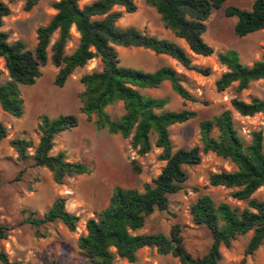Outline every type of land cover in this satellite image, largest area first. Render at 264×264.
<instances>
[{
    "label": "trees",
    "instance_id": "obj_1",
    "mask_svg": "<svg viewBox=\"0 0 264 264\" xmlns=\"http://www.w3.org/2000/svg\"><path fill=\"white\" fill-rule=\"evenodd\" d=\"M226 1L145 0L160 14L164 27L184 40L189 51L197 56L214 53L204 34L208 19L215 10L223 8ZM36 3L37 0H27L24 9L30 11ZM53 7L56 14L46 25L38 27L37 44L30 49L22 40L11 42L9 33L2 29L12 10L0 0V57L5 60L9 74V80L0 83L2 109L18 118L23 115L24 99L20 85L35 84L49 60L59 68L55 84L63 87L77 68L100 58L102 70L92 71L81 78L84 85L80 93L82 111L97 129L131 137V145L139 155L151 152V136L155 134V145L162 149L159 158L166 162L160 174L151 183H146L143 190L116 187L109 204L87 220V232L78 241L86 258L93 264H115L118 258L133 263L140 249L154 246L161 254L178 257L181 264H221V247H229L238 236L251 231L253 234L246 254H253L264 246V199L254 197L256 192L264 189V132L252 131L248 142L237 129L233 115V110L242 116L264 115V97H253L250 101L234 97L231 100L233 110H224L200 122V145L174 150L170 128L197 117V111L169 109V98L147 95L142 90L158 88L169 81L172 89L184 100L196 102L198 99L182 84L183 77L172 66L163 65L154 71L123 66L116 46L143 47L159 55H168L186 69L204 76L210 75V68L194 64L189 51L175 41L134 26L121 27L118 22L123 11L115 8L122 7L127 13H134L137 10L135 0H94L84 6H80L79 0H59L53 3ZM225 15L237 18L235 33L239 37L263 30L264 0H255L249 9L227 5ZM73 27L80 34V40L77 48L68 54L66 47ZM55 34L58 37L52 43ZM219 60L227 70L216 81L218 91L236 84V91L240 94L252 82L264 79V57L246 65L237 51L228 50L219 54ZM119 102L123 103L125 112L113 119L107 107ZM76 126L78 119L72 114L55 118L42 115L38 125L41 135L35 148L32 140L20 137L12 139L10 145L16 150L18 160H31V166L49 169L54 180L63 183L66 177L91 172L85 163L69 161L65 151L52 154L56 135ZM8 134V128L0 121V142ZM210 152L228 159L236 167L235 170L212 173L210 184L232 189L231 197L244 202L245 206L241 208L228 202L217 204L210 194L200 196L191 205L193 221L211 232L213 241L208 252L201 256L189 252L179 225L172 228L170 235L137 233L156 210L168 209L170 195L183 189L188 179L185 167L200 164L202 155ZM131 163L135 172H141L137 159ZM57 221L72 231L80 221L78 215L66 209L64 198L56 199L44 215L30 212L24 220L35 226ZM12 229L0 224V239H6ZM0 263L19 264L11 261L5 251H0Z\"/></svg>",
    "mask_w": 264,
    "mask_h": 264
},
{
    "label": "rangeland",
    "instance_id": "obj_2",
    "mask_svg": "<svg viewBox=\"0 0 264 264\" xmlns=\"http://www.w3.org/2000/svg\"><path fill=\"white\" fill-rule=\"evenodd\" d=\"M6 2L12 14L4 20L3 30L7 31L10 41H24L28 48L37 44V29L46 25L56 14L53 3L59 0H37L36 5L26 11L27 0H1ZM94 0H79L80 6ZM255 0H227L223 8L215 10L207 21L205 41L214 49L210 56L192 54L185 41L177 38L166 29L157 10L149 6L145 0H135L137 10L127 13L118 24L121 27L134 26L149 34L175 41L184 46L192 56L193 63L201 67H209L210 75L204 76L186 69L177 60L168 55H159L143 47L116 46L120 62L123 66L154 71L160 66L170 65L183 77L182 84L198 99L196 102L181 98L165 81L158 88L142 90L154 97L169 98L167 107L172 110L191 109L197 111V117L170 128L174 150L191 148L201 144L200 122L232 109L231 100L239 96L250 101L253 97H264V79L251 83L250 87L238 94L236 84L224 91H218L217 79L227 70L219 60V54L228 50L239 53L241 61L252 65L264 57V29L239 37L235 33L236 17H227L225 7L236 5L251 8ZM55 34L52 43L57 39ZM80 34L76 28L71 29V40L66 52L71 54L78 46ZM51 56V48H49ZM100 58L90 60L84 67L77 68L63 87L55 84L59 68L51 60L42 68V75L33 85H20L24 99V113L15 117L5 112L0 105V121L8 128V136L0 142V224L13 227L6 239H0V251H5L11 261L19 264H93L82 253L78 246L79 238L86 234V222L95 216V212L105 208L118 186L143 190L146 183H151L161 172L166 162L159 158L162 149L155 145L156 135L152 134L153 148L145 155H139L131 145V137L124 138L120 134H110L107 129H97L93 121L88 120L82 111L80 93L84 90L81 82L83 75L95 70H102ZM9 80L5 60L0 57V83ZM113 119L124 114L123 103L107 107ZM72 114L78 119V126L56 135L52 154L65 151L71 162H82L91 169L90 173L66 177L63 183H57L51 171L45 167L31 166V160H18L16 150L10 145L14 138H26L39 142L38 125L42 115L51 118ZM237 129L248 142L251 132H264V115L242 116L233 110ZM34 148L31 151H34ZM137 159L141 172L133 170L132 160ZM188 179L183 189L170 195L167 210H156L149 216L145 226L137 233H164L170 235L172 228L179 225L184 243L194 256L208 252L212 244L210 230L193 221L191 205L205 194H210L216 203L228 202L245 206L231 197L232 189L212 186L210 175L222 170H235V165L216 155H202L198 165L186 166ZM24 170L23 173H20ZM254 197L264 199V189L255 193ZM58 198L66 200V209L80 217L76 229L70 230L64 223L35 226L24 222L30 212L44 215ZM253 232L238 236L229 247L222 246L221 264H264V246L253 254H246V248ZM1 264V263H0ZM115 264H181L178 257L172 254H161L154 246L143 247L137 252V260L133 263L118 258Z\"/></svg>",
    "mask_w": 264,
    "mask_h": 264
},
{
    "label": "crops",
    "instance_id": "obj_3",
    "mask_svg": "<svg viewBox=\"0 0 264 264\" xmlns=\"http://www.w3.org/2000/svg\"><path fill=\"white\" fill-rule=\"evenodd\" d=\"M195 55V54H194ZM197 56V55H196Z\"/></svg>",
    "mask_w": 264,
    "mask_h": 264
}]
</instances>
